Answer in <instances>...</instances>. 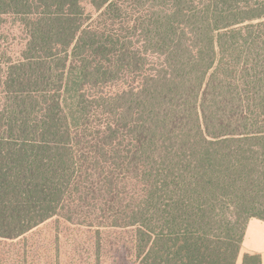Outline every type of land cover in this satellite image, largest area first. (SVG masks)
Segmentation results:
<instances>
[{
	"label": "trees",
	"instance_id": "16d2710c",
	"mask_svg": "<svg viewBox=\"0 0 264 264\" xmlns=\"http://www.w3.org/2000/svg\"><path fill=\"white\" fill-rule=\"evenodd\" d=\"M8 17L26 39L0 70V240L57 218L95 253L129 230L132 264H235L264 221V0H0Z\"/></svg>",
	"mask_w": 264,
	"mask_h": 264
},
{
	"label": "rangeland",
	"instance_id": "374dc122",
	"mask_svg": "<svg viewBox=\"0 0 264 264\" xmlns=\"http://www.w3.org/2000/svg\"><path fill=\"white\" fill-rule=\"evenodd\" d=\"M86 13H93L85 5ZM12 17L5 18L0 30V70L4 63L19 58L25 34ZM96 235L85 228L53 218L15 241L0 240V264H132L133 245L129 230L101 231V247L96 253Z\"/></svg>",
	"mask_w": 264,
	"mask_h": 264
},
{
	"label": "crops",
	"instance_id": "0c3cea01",
	"mask_svg": "<svg viewBox=\"0 0 264 264\" xmlns=\"http://www.w3.org/2000/svg\"><path fill=\"white\" fill-rule=\"evenodd\" d=\"M246 256H259L260 264H264V221L251 219L248 222L235 264H244Z\"/></svg>",
	"mask_w": 264,
	"mask_h": 264
}]
</instances>
